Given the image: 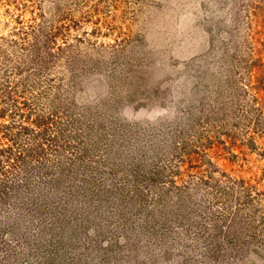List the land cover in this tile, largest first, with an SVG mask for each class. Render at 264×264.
I'll return each instance as SVG.
<instances>
[{"label":"rangeland","instance_id":"1","mask_svg":"<svg viewBox=\"0 0 264 264\" xmlns=\"http://www.w3.org/2000/svg\"><path fill=\"white\" fill-rule=\"evenodd\" d=\"M0 149V264H264V0H0Z\"/></svg>","mask_w":264,"mask_h":264},{"label":"trees","instance_id":"2","mask_svg":"<svg viewBox=\"0 0 264 264\" xmlns=\"http://www.w3.org/2000/svg\"><path fill=\"white\" fill-rule=\"evenodd\" d=\"M4 127V130H7L8 129V127L9 128H11L12 126H11V124H8V125H4L3 126ZM22 130L24 129V128H21ZM7 151L6 150H2V149H0V158H2V157H4V158H6V159H9V156H11V153L10 154H8V155H6L7 153H6ZM18 156H20V154H18ZM16 158L18 159V158H20V157H17L16 156Z\"/></svg>","mask_w":264,"mask_h":264}]
</instances>
